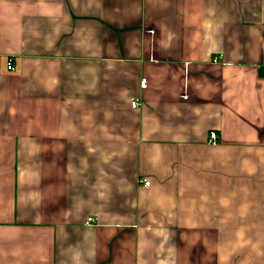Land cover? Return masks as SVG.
Masks as SVG:
<instances>
[{"label":"crops","instance_id":"crops-1","mask_svg":"<svg viewBox=\"0 0 264 264\" xmlns=\"http://www.w3.org/2000/svg\"><path fill=\"white\" fill-rule=\"evenodd\" d=\"M0 264H264V0H0Z\"/></svg>","mask_w":264,"mask_h":264},{"label":"built area","instance_id":"built-area-1","mask_svg":"<svg viewBox=\"0 0 264 264\" xmlns=\"http://www.w3.org/2000/svg\"><path fill=\"white\" fill-rule=\"evenodd\" d=\"M7 66H8V68L11 69V70H14V69H15L14 60H13L12 57L9 58V60H8V65H7ZM142 83H143L144 85L146 84V78H145V77L143 78ZM132 104H133V106H136V105H137V102H136V101H133ZM216 136H217L216 132H215V131H212V133H211V138H212V139H215ZM144 183H145V184H149V183H150V180L145 179V180H144ZM92 219H93L92 217H89V220H92Z\"/></svg>","mask_w":264,"mask_h":264}]
</instances>
